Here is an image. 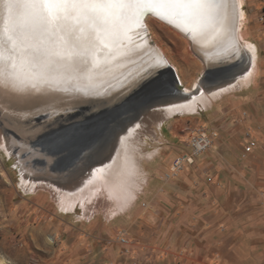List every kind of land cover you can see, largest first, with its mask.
<instances>
[{
	"label": "rangeland",
	"instance_id": "obj_1",
	"mask_svg": "<svg viewBox=\"0 0 264 264\" xmlns=\"http://www.w3.org/2000/svg\"><path fill=\"white\" fill-rule=\"evenodd\" d=\"M240 6L246 13L242 27L245 35L258 46L259 67L250 85L222 94L206 110L196 111L195 115L173 113L157 126V130L154 126L158 116L146 118L148 131L143 136L141 148L145 152L156 150V154L144 162L146 181L143 180L136 199L118 215L114 209L110 212L113 202L108 201L109 197L95 199V190L91 187L84 197L68 196L72 204L68 210L60 208L49 189L26 192L20 184L19 170L8 157V151L0 146V264H133L136 257H140L137 260L142 264H242L244 258L238 255L242 250L233 245L238 240L235 236L197 253L186 241L181 246L178 243L159 244L160 224L166 213L161 211L156 198L162 182L168 181L165 173L170 168L169 157L183 153L178 152L183 133L188 140L199 130L215 134L207 150L213 149L219 141L239 151L242 157L264 155V0H243ZM147 24L154 43L178 70L183 85H194L205 66L193 52L190 40L152 16L147 17ZM171 128L175 129L174 133ZM0 132L6 135L7 130ZM256 132L261 133L260 138ZM250 144L252 150L247 151L246 146ZM108 147L105 144L101 153ZM256 194L251 195L255 198L253 204L245 208L261 206L264 217V186L257 187ZM252 230L253 227H247L245 232ZM120 231L127 232L136 244L122 245L118 241ZM250 245L255 244L249 243L246 248ZM112 252L115 258L111 257ZM195 256L197 259H192ZM252 261L257 260L249 259L247 263L255 264Z\"/></svg>",
	"mask_w": 264,
	"mask_h": 264
},
{
	"label": "water",
	"instance_id": "obj_2",
	"mask_svg": "<svg viewBox=\"0 0 264 264\" xmlns=\"http://www.w3.org/2000/svg\"><path fill=\"white\" fill-rule=\"evenodd\" d=\"M235 7L238 9L237 0ZM148 16L187 36L193 52L205 66L200 77L203 87L224 83L233 78L242 65L245 68L250 65L251 59L236 37L235 29L222 50L213 48L206 51L196 43L197 36L183 31L182 25L177 26L149 13L143 18L144 27L132 34V43L126 55L113 65H117L118 72H112V66L110 72L95 77L91 84L81 82L75 76L69 77L66 73H61L59 83H44L37 88L28 86L18 89L0 84V127L16 139L20 138L18 129L4 125L5 119L13 125L26 123L23 129L37 133L33 140L34 147L42 155L22 152L29 155L24 161L36 171L40 173L38 168H41L44 173L67 177L69 171L95 159L109 135L129 118L155 104L192 96L184 91L173 66L168 62L161 64V57L167 59L150 35L146 23ZM232 43L239 46V55H232ZM218 69L226 71L220 72ZM100 76L101 79H98ZM16 149H19L17 143Z\"/></svg>",
	"mask_w": 264,
	"mask_h": 264
},
{
	"label": "snow or ice",
	"instance_id": "obj_3",
	"mask_svg": "<svg viewBox=\"0 0 264 264\" xmlns=\"http://www.w3.org/2000/svg\"><path fill=\"white\" fill-rule=\"evenodd\" d=\"M235 0H0V84L37 88L61 73L91 84L126 55L152 14L194 37L219 40ZM239 55L237 44L230 45ZM161 64L167 63L161 57ZM223 72L226 69H218Z\"/></svg>",
	"mask_w": 264,
	"mask_h": 264
},
{
	"label": "bare ground",
	"instance_id": "obj_4",
	"mask_svg": "<svg viewBox=\"0 0 264 264\" xmlns=\"http://www.w3.org/2000/svg\"><path fill=\"white\" fill-rule=\"evenodd\" d=\"M237 4L238 9L234 5V18L231 17V8L229 9L230 18L226 22L228 31L225 32L223 37L219 40H213L211 36L205 39H201L197 36L196 43L200 45L202 50L212 51L214 48L215 50L220 51L226 46L228 40H230L229 38L232 37V30L235 29L236 37L239 39L243 50L251 59L249 67L245 68L242 65L237 73L232 76L233 78L219 85L203 87L200 84L201 76H199L195 84L188 87L183 85L178 70H176L165 56L167 62L175 69L180 82L183 85L184 91L192 94V96L163 104H155L148 109L143 110L139 115L137 114L129 118L123 126L109 135L106 143L109 147L105 152L100 153L101 155L99 154L88 164L77 166L71 172L69 171L67 177H56L50 173H44L41 171L43 170L41 168H38L40 171L39 173L36 169L32 168L30 164H27L24 159H28L29 155H23V151H30V154L33 153V155H42L40 150L34 147L35 143L33 140H35L36 132L31 129L26 130L27 128L23 129L26 123L22 122V124L17 123L13 125V123L10 124L8 120L4 118L6 121L4 125H11L16 130L18 129V133L20 134V138L16 139L13 136L5 135L0 132V146L8 151V157L12 159L14 167H16L17 170L19 168L21 187H23L26 192L38 188L49 189L60 208L64 210H68L72 207V204L69 203V199H67L68 196L74 199L84 197L87 194L86 190L90 187L92 190H95L93 191V196L96 197L95 199L101 200L105 195L109 197L108 201L113 202L109 206L110 212L114 209L115 214L118 215V213L123 212L126 208L132 205L137 197L139 189L146 181L144 180L147 176L144 162L147 160L149 161L156 154V150L145 152L141 148L143 136L145 132L148 131L146 118H149L152 115L158 116L154 126V129L157 130V126L161 125L162 122L172 116L173 113L179 115H195L196 111H200L201 109L206 110L208 105L222 94L225 95V93L237 89L247 88L258 71V46L246 37L243 30V24H245L246 21V13L244 10L241 11L240 6L243 5V0H237ZM151 21L154 20L152 19ZM173 29L184 36V34L177 29ZM244 40L246 43L243 42ZM209 54L217 53L210 52ZM131 60L132 58L130 61ZM155 65L153 66V69H155ZM112 68L114 69L112 72H118V70H116L118 69L117 65ZM66 74L69 77L75 76L74 74L71 76L68 73ZM98 79H101V76ZM142 114H145L146 116ZM141 115V119L134 121L135 119H138V117L140 118ZM16 143L18 144L19 149L14 150L16 148ZM93 166L94 168L92 170H88V168L90 169ZM33 174L36 175L33 176ZM79 176L82 177L79 180H76ZM143 180L144 183H142Z\"/></svg>",
	"mask_w": 264,
	"mask_h": 264
},
{
	"label": "crops",
	"instance_id": "obj_5",
	"mask_svg": "<svg viewBox=\"0 0 264 264\" xmlns=\"http://www.w3.org/2000/svg\"><path fill=\"white\" fill-rule=\"evenodd\" d=\"M171 131L174 133L175 129L171 128ZM256 134L259 137L261 133ZM180 136L182 141L178 152L188 151L189 137L184 133ZM173 157L175 154L169 157L168 163ZM263 163L264 155L242 157L239 151L218 141L213 149L197 157L194 166L162 182L156 198L159 208L166 214L160 224L159 244L183 245L186 241L191 244L190 247L194 246L193 252L197 253L203 248L208 251L212 244L224 243L227 237L235 236L238 240L233 245L242 250L238 252L239 257L244 258L242 264H249V259H256L252 262L262 264L263 208L245 206L253 204L255 198L251 195L257 196V187L262 189L264 186V180L259 179H264ZM247 227H253V230L246 233ZM129 237L134 246L136 243ZM249 243L255 245L247 249ZM155 249L166 250L162 247ZM114 255L112 252L111 257L115 258ZM138 258H133V264H142ZM192 259H197V256Z\"/></svg>",
	"mask_w": 264,
	"mask_h": 264
},
{
	"label": "built area",
	"instance_id": "obj_6",
	"mask_svg": "<svg viewBox=\"0 0 264 264\" xmlns=\"http://www.w3.org/2000/svg\"><path fill=\"white\" fill-rule=\"evenodd\" d=\"M214 136L215 134L212 135L207 130H199L193 134L189 140L188 151L173 158L169 170L165 173V178L170 180L185 171L187 167L195 165L197 157L212 145ZM252 147V144L247 145L246 150L251 151ZM118 241L124 246L131 245L130 237L125 231L119 232Z\"/></svg>",
	"mask_w": 264,
	"mask_h": 264
}]
</instances>
